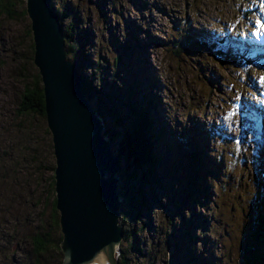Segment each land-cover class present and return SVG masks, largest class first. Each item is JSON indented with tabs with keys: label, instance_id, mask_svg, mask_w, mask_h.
<instances>
[{
	"label": "rangeland",
	"instance_id": "obj_1",
	"mask_svg": "<svg viewBox=\"0 0 264 264\" xmlns=\"http://www.w3.org/2000/svg\"><path fill=\"white\" fill-rule=\"evenodd\" d=\"M53 2L59 7L64 4V27L72 23L74 15L78 19V35L85 46L77 55L68 53V60L79 67L83 81L93 82V92L102 90V78L94 70L97 63L103 68L112 65V69L116 63L122 69V82L115 85L124 91L143 83L144 77H153L154 86L160 88L153 89L162 102L160 116L171 121L168 130H191L176 147L171 146L174 150L165 158L167 170L177 168V178L174 173L166 176L167 171L161 175L159 168L155 177L164 179V190H158L157 197L150 196L145 211L135 205L133 219H123L126 234L138 219L134 226L142 229L137 233L141 252L124 236L116 254L118 264H177L167 241L173 229L181 230L183 214L185 231L192 236L185 247L194 252L216 247L219 264H241L243 252L252 248L253 239L245 233L254 208L257 210L254 205H260L264 215V126L258 123L260 110L264 118V57L258 58V52H264V0ZM31 22L26 3L0 0V264L63 261L52 212L56 198L50 189L55 169L52 137L46 121L33 113L20 115L24 89L32 86L39 73L31 48ZM181 28L184 31L178 38ZM211 28L216 47L203 46L206 51L201 53L190 40L202 37L200 29ZM236 42L241 46H234ZM123 47L127 52L122 58ZM150 86L146 92L152 90ZM41 87L44 90L42 81ZM107 116L108 121L117 120ZM171 137L168 132L167 138ZM192 140L191 147L199 145L202 150L201 166L207 172L210 169V188L199 202L192 197L195 172L183 150ZM127 180H131L130 188L140 186L138 178ZM127 198L129 211V199L134 200L130 193Z\"/></svg>",
	"mask_w": 264,
	"mask_h": 264
},
{
	"label": "water",
	"instance_id": "obj_2",
	"mask_svg": "<svg viewBox=\"0 0 264 264\" xmlns=\"http://www.w3.org/2000/svg\"><path fill=\"white\" fill-rule=\"evenodd\" d=\"M24 1L55 157L62 264H118L127 161L114 151L106 118L90 102L76 65L68 60L65 28L51 0Z\"/></svg>",
	"mask_w": 264,
	"mask_h": 264
},
{
	"label": "trees",
	"instance_id": "obj_3",
	"mask_svg": "<svg viewBox=\"0 0 264 264\" xmlns=\"http://www.w3.org/2000/svg\"><path fill=\"white\" fill-rule=\"evenodd\" d=\"M13 2L14 4L16 3H19L21 5L25 4L24 0H13ZM51 4L54 11L59 15L61 19V23L63 24V20L67 17L65 9L63 8L64 4L60 3L61 6L59 7L53 2V0H51ZM6 6L8 9L9 6L8 5ZM149 6L150 5L148 3H145V8L147 7L149 9L150 8ZM77 22L78 19L74 15V20L72 21V23L69 24L67 28L64 27L65 34L67 36L66 45L69 55L72 53L77 55L78 51L79 50L82 51L85 46L84 40L81 39L80 36L78 35L80 34V32L79 29H77ZM211 30L212 28L210 30L200 29L199 30V33H201L200 36L204 37V39L209 38V36H211L210 35ZM183 31L184 30L182 28L178 29V32H181L179 33L178 38L181 37ZM188 38L191 37L188 36ZM190 41L193 44L200 47L198 51L201 53L206 51L204 47L206 48L216 47V45L211 40L201 41L200 44L202 45V47L204 46L203 48L201 47V45H198V43H196L194 39H191ZM160 42L162 43V46L165 45L164 41L160 40ZM176 45L178 46V43ZM31 48L34 51L35 47L33 44ZM121 52L123 58L127 52V49L123 47V50L121 49ZM30 60L33 64L32 56L30 57ZM119 60H121L120 57L118 59V62ZM94 70H95V75L100 74V77L102 78L100 79L102 83L101 86L102 90L97 93L93 92L92 90L93 82L91 81L89 82L87 79L86 81H84V90L89 95L90 100L93 102L92 104L94 105L96 111L106 118L108 127L105 133L106 135H109L110 140L113 143L114 151L116 150L119 152L120 155L122 154L123 156H125V159L127 161V164L124 166V170H123L124 174L122 173L123 180L125 181L124 184L125 191L124 194H122V196L124 197V203L122 204L121 207L122 212H121L120 223L123 226L124 223L123 219L125 217H128L131 220L133 219V214L131 210L132 208H136L135 205L137 207L140 206L142 211L143 210L145 211L144 207H146V203L149 200L150 196L153 195V197H157V191L160 189L162 191L164 190V183H165L164 179L155 177L156 171L159 168L160 171L162 170L161 175L165 176V172L167 171L166 176L170 173H174L175 179L177 178L176 175L177 168H173L172 171L170 169L167 170L165 158H168L167 154L169 156L170 154H172L168 152L174 150L173 147H176L177 143L180 140H183L184 136L188 132H191V130L185 128L182 129V133L180 132L177 133L174 129L168 130V125L171 126L170 124L171 121L169 120L165 122L163 121L164 119L160 116L161 115L160 104L162 102L159 99L158 95L155 94L153 91V89L160 90V88H156L154 86L153 77H147V78L144 77L142 79L143 83L138 82L136 83L137 87L133 85L132 87L124 91L115 85L117 82L119 83L122 82L121 74L123 72L122 69L116 63L114 64V69H112V65H107L104 66L103 68V66L100 63H97L94 66ZM41 81L42 79L38 73L35 77V81L30 84L32 86L25 87L20 105V115L29 116L33 113L36 117H40L43 121H46L45 97H44V90L41 87ZM147 85H151L149 87L150 89H152L150 90V92L149 91L146 92L145 88ZM104 86L107 88L105 89ZM141 87L144 89V91L140 89ZM122 109H124V111ZM107 114H110L113 120L115 119L117 120L112 121L110 119V121H108ZM262 115H263L262 110H260L259 113L260 120L258 121V123L261 124V126L263 127L264 118L262 117ZM160 122H163L166 126H162ZM168 132H171L173 134V137L168 139L167 138ZM164 136H166V140L164 139ZM193 143H194L193 140L192 142L191 141L186 142L184 144L183 150L184 152L189 154L188 155V158L190 159L189 163L191 167L194 168L195 173L192 179V186L194 187V189H193L192 197L195 201L197 200V202H199L201 197L203 198L207 194V190L210 188L209 176H208L210 173V169L207 172L201 166L200 164L201 158L199 159V157L203 155L202 150L199 148V145H196L194 148L191 147V145H194ZM153 149H155V152H153ZM52 154L54 156L53 149H52ZM211 161L213 162L212 159ZM261 166L264 167V161L262 162ZM52 171L53 172L55 171L54 167ZM132 177L134 179L137 178L139 179L140 186L138 188L136 185H134L133 188H130L129 184L131 183V180L126 181V178L130 179ZM50 179L52 181L50 189L52 192L51 194H53L55 192V190H53V186H55L54 176H52ZM141 183H145L147 186L142 187ZM129 193L134 201H131L129 199L131 208L129 209V211H126L125 202L128 201L127 195H129ZM146 193H147V198L145 199ZM170 197L174 198L173 194L170 195ZM257 199L258 197L256 195L255 203L259 204V200ZM175 202L177 205H179L178 199H175ZM159 206L161 210H165L166 212L169 213L170 210L169 208L166 207L165 204H160ZM254 206L257 207V210L256 208L252 207V210L254 208V212H253L252 221L249 222L250 229H248V232L245 233L249 239L250 237H252L253 239L250 243L252 248L247 249L246 252H243L241 264H264V215L262 213L260 205H254ZM52 212H53L54 228L59 235L58 244H60L62 240V235L59 226V213L56 208V198L54 199L53 202ZM196 219L197 217H194V220ZM137 221H138L137 218L133 220L132 229L128 231L129 232L128 234H126L127 231L123 226L124 236L126 240H133L134 249L141 252V250L138 247L137 233L138 232L140 233L142 229L135 228L134 223H137ZM180 223L182 225L181 230L178 231L173 229L172 233H168L169 240L167 241L168 245L172 247L175 253V254L172 253L171 257L175 256V259L178 258L177 264H219L220 261L215 257L216 247L211 248L209 251L205 250L203 252H199V251L194 252L190 250V247H185V242L187 241L186 239L188 238L192 241V236L190 233H187L185 231L186 226L184 225L186 223V219L184 217V214L181 215L180 217ZM172 225H174L175 227L174 222L172 223ZM220 251L221 250H219V252ZM222 256H224V254ZM215 261L218 263H216ZM119 264H123V263H119Z\"/></svg>",
	"mask_w": 264,
	"mask_h": 264
},
{
	"label": "bare ground",
	"instance_id": "obj_4",
	"mask_svg": "<svg viewBox=\"0 0 264 264\" xmlns=\"http://www.w3.org/2000/svg\"><path fill=\"white\" fill-rule=\"evenodd\" d=\"M152 5V4H151ZM158 7V6H157ZM175 9H176V7H174ZM156 9H158L159 11L158 12H160V13H162L163 15H165L164 13H163V11L161 10V8L160 7H158V8H156ZM174 11V10H173ZM167 13V12H166ZM159 15V14H158ZM161 15V14H160ZM160 25V24H159ZM149 26H151V25H149ZM162 26V25H161ZM213 27V26H212ZM190 28H191V26H190ZM166 29V28H165ZM161 34V33H160ZM65 36H66V34H65ZM67 37V36H66ZM208 41V40H211V36H209V38H206V39H204V37H199V39L197 40V41H195L196 43H199L200 44V42L201 41ZM214 40V39H213ZM222 42V41H221ZM221 42L219 43L220 45H221ZM225 44V43H224ZM234 46H241L240 45V43L239 42H236L235 43V45ZM35 47V46H34ZM254 50L255 51H257L258 52V50L259 49H257V46H254ZM264 52H258V58L259 57H264V54H263ZM220 54L221 55H224V53L223 52H220ZM76 68L78 69L79 67L76 65ZM44 85V84H43ZM91 102V101H90ZM54 153V152H53ZM60 246V245H59ZM100 264H106V260L105 261H103L102 263H100Z\"/></svg>",
	"mask_w": 264,
	"mask_h": 264
}]
</instances>
